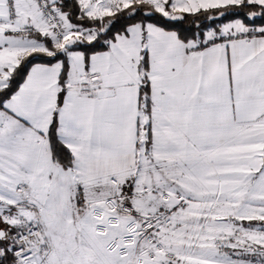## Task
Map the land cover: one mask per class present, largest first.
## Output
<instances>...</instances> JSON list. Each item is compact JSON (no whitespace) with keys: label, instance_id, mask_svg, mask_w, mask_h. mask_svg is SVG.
<instances>
[{"label":"snow or ice","instance_id":"obj_1","mask_svg":"<svg viewBox=\"0 0 264 264\" xmlns=\"http://www.w3.org/2000/svg\"><path fill=\"white\" fill-rule=\"evenodd\" d=\"M0 264H264V0H0Z\"/></svg>","mask_w":264,"mask_h":264}]
</instances>
